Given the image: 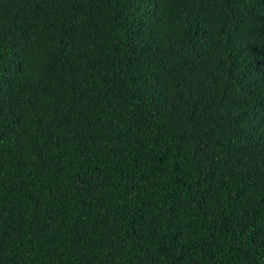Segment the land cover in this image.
<instances>
[{"label": "trees", "instance_id": "16d2710c", "mask_svg": "<svg viewBox=\"0 0 264 264\" xmlns=\"http://www.w3.org/2000/svg\"><path fill=\"white\" fill-rule=\"evenodd\" d=\"M0 264H264V0H0Z\"/></svg>", "mask_w": 264, "mask_h": 264}]
</instances>
